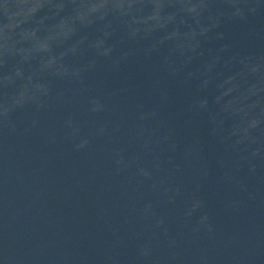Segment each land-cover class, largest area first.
Listing matches in <instances>:
<instances>
[{"label": "water", "instance_id": "obj_1", "mask_svg": "<svg viewBox=\"0 0 264 264\" xmlns=\"http://www.w3.org/2000/svg\"><path fill=\"white\" fill-rule=\"evenodd\" d=\"M0 264H264V0H0Z\"/></svg>", "mask_w": 264, "mask_h": 264}]
</instances>
